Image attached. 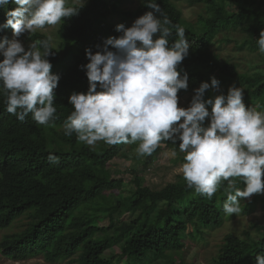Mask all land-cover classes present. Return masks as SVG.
Masks as SVG:
<instances>
[{"label": "trees", "instance_id": "trees-1", "mask_svg": "<svg viewBox=\"0 0 264 264\" xmlns=\"http://www.w3.org/2000/svg\"><path fill=\"white\" fill-rule=\"evenodd\" d=\"M124 1L87 0L77 15L57 26L59 43H52L47 57L51 72L60 76L54 90L57 112L49 124H38L31 114L18 120L6 111L5 97L0 94V229L26 218L22 229L1 237L0 257H41L44 264L64 259L74 264H153L156 259L163 264H184L181 250L188 238L203 239L206 230L220 227L229 216L223 211L228 181H222L209 199L189 189L182 172L160 188L148 187L136 173L128 181L115 178L109 162L122 148L135 143L99 141L90 147L79 142L75 133L64 135L63 125L74 111L68 97L74 91L86 92L89 86L81 68L89 62L85 49L95 53L96 45L122 34L115 30L116 25L130 27L136 18L151 11L145 7L147 0H139L133 9H125ZM177 1L203 8L197 21L189 23L175 0H156L172 25L185 29L190 44L189 55L179 66L188 73V88L178 95L193 92L215 76L220 91L226 94L229 86L242 87L246 107L264 110V53L257 44L264 30V0ZM5 19V9L0 8V25ZM238 27L248 37L243 44L248 42L263 60L259 71L240 70L213 50L211 43L217 34ZM172 31L170 42L176 38L174 27ZM5 33L6 29H0V38ZM47 36L35 31L28 38L35 41ZM218 94L210 88L205 99ZM161 143L165 147L159 146L154 154L165 148L179 149V141ZM49 153L58 156L59 163L50 162ZM184 155H178L182 163ZM231 179L243 190L240 178ZM259 205L264 209V194L241 202V212L251 213ZM125 210L134 215L123 218ZM250 230L241 235L225 234L214 263L256 264L255 257L264 253V224L253 222Z\"/></svg>", "mask_w": 264, "mask_h": 264}, {"label": "clouds", "instance_id": "clouds-1", "mask_svg": "<svg viewBox=\"0 0 264 264\" xmlns=\"http://www.w3.org/2000/svg\"><path fill=\"white\" fill-rule=\"evenodd\" d=\"M10 4L15 7L8 9ZM83 5L84 0L78 6H69V0H0L6 16L0 29L10 27L13 36L0 38V94L6 111L18 120L31 114L38 124H49L57 112L54 90L60 80L47 58L52 36L32 41L27 49L19 37L59 25ZM145 7L151 11L130 27L116 25L119 37L106 38L95 53L85 49L89 62L81 68L89 86L68 97L74 111L63 125L64 135L75 133L90 147L99 141L109 145L139 141V156L151 155L162 141H179V151L185 153L181 171L186 186L211 199L221 182L228 181L223 211L239 214L241 199L264 194V111L246 107L242 87L229 86L226 94L220 91L215 76L210 83H200L188 107L179 106L178 92L187 90L189 82L188 73L179 68L190 49L185 29L172 25L156 0H147ZM173 27L176 38L170 42ZM257 44L264 53V30ZM210 88L219 94L205 99ZM171 155H177L175 149ZM48 160L59 163L52 153ZM231 178H240L243 190ZM255 260L264 264V253Z\"/></svg>", "mask_w": 264, "mask_h": 264}, {"label": "rangeland", "instance_id": "rangeland-1", "mask_svg": "<svg viewBox=\"0 0 264 264\" xmlns=\"http://www.w3.org/2000/svg\"><path fill=\"white\" fill-rule=\"evenodd\" d=\"M87 0H84V3ZM139 0H125L123 7L125 9H133L136 7ZM69 3H79V0H69ZM176 5L182 10L183 16L189 23L197 21L198 14L203 10L201 6H188L183 1L175 0ZM57 26H46L44 29H37L36 31L45 32L47 35L52 36V43L57 45L59 39L56 35ZM6 37L12 39V29L6 28ZM30 34L25 33L19 37L27 49L28 45L32 42L28 38ZM246 34L240 29L222 31L215 36L212 40V47L222 58L227 59L231 63H236L240 70L247 71H259L263 67V60L257 53V51L250 49ZM195 92H191L182 96H179V106L188 107L192 96ZM209 111L211 107L208 106ZM264 111V110H262ZM207 123V118H206ZM139 141L132 147L126 146L120 150L118 156L113 158L109 162L110 171L113 177L122 178L126 181L133 178L136 173L139 175L145 185L151 188H160L166 183L175 179V175L182 172V161L179 156L182 152L179 149H175L177 155L172 157L171 152L173 148H165L156 154H152V157L145 155L139 156L136 153V149L139 145ZM161 148L165 147L164 143L160 144ZM247 199H241V202L247 201ZM134 215L133 211L125 210L124 217L129 219ZM26 222V218L23 217L16 220L14 224L5 229H0V239L3 235L18 231L23 228ZM253 222L264 224V209L259 206L248 214H232L225 217L223 224L218 228H212L205 231L203 239L188 238L184 245L182 252V261L184 264H215L214 257L218 252V248L223 240V237L227 233H235L241 235L243 231L250 230V225ZM251 231V230H250ZM114 248L112 252L114 253ZM44 260L41 257H29L25 259H10L7 257H0V264H44ZM47 264H74L69 259L61 260L57 263ZM153 264H163L161 259H156Z\"/></svg>", "mask_w": 264, "mask_h": 264}]
</instances>
